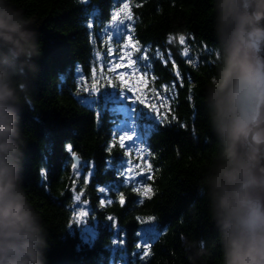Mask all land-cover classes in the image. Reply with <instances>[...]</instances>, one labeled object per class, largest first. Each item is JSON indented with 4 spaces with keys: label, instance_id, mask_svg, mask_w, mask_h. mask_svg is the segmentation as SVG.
<instances>
[{
    "label": "trees",
    "instance_id": "trees-1",
    "mask_svg": "<svg viewBox=\"0 0 264 264\" xmlns=\"http://www.w3.org/2000/svg\"><path fill=\"white\" fill-rule=\"evenodd\" d=\"M10 2L33 21L42 51L34 58L38 71L14 79L27 85L18 106L26 144L23 186L48 231L47 264H221L209 200L198 191L203 171L220 151L203 100L222 63L215 0ZM123 12L131 19L116 31V16ZM128 40L139 47L136 58L146 51L147 62L139 63L143 68L151 63L154 91L166 96L156 113L142 104L137 108L144 156L151 167L144 189L116 171L127 157L115 130L122 117L112 110L106 78L111 49L120 54ZM185 48L187 57L182 55ZM113 82L120 86L116 78ZM93 91L99 96L89 97ZM25 95L30 104L23 102ZM66 145L78 158L75 169ZM82 211L89 213L87 223L78 225ZM182 237L205 241L207 253L193 259L194 251L185 248ZM140 242L150 243L143 259Z\"/></svg>",
    "mask_w": 264,
    "mask_h": 264
},
{
    "label": "clouds",
    "instance_id": "clouds-1",
    "mask_svg": "<svg viewBox=\"0 0 264 264\" xmlns=\"http://www.w3.org/2000/svg\"><path fill=\"white\" fill-rule=\"evenodd\" d=\"M214 7L222 63L203 100L220 151L198 191L209 200L221 264H264V0H215ZM32 24L0 0V264H47L48 231L23 186L18 106L27 85L14 79L38 71ZM182 239L193 259L207 253L205 241Z\"/></svg>",
    "mask_w": 264,
    "mask_h": 264
},
{
    "label": "rangeland",
    "instance_id": "rangeland-1",
    "mask_svg": "<svg viewBox=\"0 0 264 264\" xmlns=\"http://www.w3.org/2000/svg\"><path fill=\"white\" fill-rule=\"evenodd\" d=\"M117 19L115 20V30H122L124 26V22L127 18L126 12H123V15L119 17L116 16ZM123 20V24L120 21ZM116 33V32H115ZM125 45L120 51V54L116 53V49L112 48L110 52V56L112 57V63L108 68L107 75V83L109 84V100L111 101L112 110L115 112L116 115H120L122 120L115 128L116 133L118 135V141L120 135H134V141L125 140V146L122 147L125 151V156L127 157L122 163L117 164L116 171L117 173L126 172L127 177H134L135 179L133 182L138 188L144 189L145 182L150 177V172L148 170L149 163L144 156V144L143 139L140 135L139 124L137 119L139 118V113L137 108L140 104L144 105L145 107L150 108L147 105L155 106L157 112L159 108H161V101L166 98L165 95L160 94L158 91H154L153 79L154 74L152 70H148L147 74H145L144 68L140 65V58H136V54L139 51V47L133 41L128 40ZM129 53L131 54L129 56ZM147 55L146 51L142 52L143 55ZM264 54V52H262ZM167 56L171 57L172 59V51L168 49ZM123 58L125 61L123 66H115L117 61L120 58ZM131 60L135 63H129L128 61ZM144 61L147 62V59ZM149 64V63H147ZM139 69V70H137ZM123 75V80H121L120 75ZM113 78H116L117 82L120 83V86L116 88L115 82H113ZM131 89V91L129 90ZM121 91L125 92L128 97L133 98L136 101L135 108L136 111L132 112L133 105L129 104L127 99L121 97L119 94ZM140 101H144V103H140ZM89 105H93L91 102H87ZM135 124V133L133 134L132 125ZM120 143V142H119ZM135 144L136 146L128 148V145ZM123 176V175H121ZM127 178L126 176H123ZM104 195H108L107 190L102 192ZM106 199V197H105ZM106 201L103 203L105 204Z\"/></svg>",
    "mask_w": 264,
    "mask_h": 264
},
{
    "label": "snow or ice",
    "instance_id": "snow-or-ice-1",
    "mask_svg": "<svg viewBox=\"0 0 264 264\" xmlns=\"http://www.w3.org/2000/svg\"><path fill=\"white\" fill-rule=\"evenodd\" d=\"M124 7L127 8V5L125 4ZM127 19H131V16H128ZM120 23L123 24V20H121ZM121 34L123 35V32H122ZM171 40H172V38L169 39V43H171ZM179 43H180L181 45H184V44H185V36L181 35V36L179 37ZM125 47H127V45H125ZM130 55H131V54L129 53V56H130ZM182 55L185 56V57H187V56L189 55V52H188V49H187V48H185V49L183 50ZM157 56L162 58V54L159 53V52H157ZM169 58H171V57H169ZM145 59H147V55H146V54L140 57V60H141V61H143V60H145ZM124 62H125V61H124L123 58L121 57V58L117 61V63H116L115 66H123ZM128 62H129V63H135V62H133V61H131V60H129ZM188 62L191 63V60H189ZM164 63H165V65H166V64H167V61H164ZM173 65H174V68H175V62H174V61H173ZM151 67H152V66H151V63H149V64H147V65H144L145 74H147V71L150 70ZM137 70H139V69H137ZM117 75H120L121 80H123V75H121V74H119V73H118ZM175 75L177 76L178 79H181V82H182V78L180 77V74H179V71H178V70H176ZM85 90L87 91V89H85ZM129 90L131 91V89H129ZM119 94L121 95V97L126 98L129 104L133 105L132 112H135V111H136V108H135L136 101H135L133 98L128 97V96L126 95V93L123 92V91H121ZM98 96H99V94H98V92H96V91H93V92L90 93V95H89V97H91V98H96V97H98ZM140 103H144V101H140ZM160 103H161V106H163V105L166 103V100H162ZM147 106L151 107V111H152V113H156V112H157V109H156L155 106H151V105H147ZM96 115H97V116L100 115V114H99V111H97ZM155 117H156V116H155ZM164 119H166V117H164ZM135 127H136L135 124H133V125H132V128H133V131H132V132H133V134L135 133V131H134ZM114 132H115V131H114ZM125 140H128V141H134V135H127V134H125V135H120V136H119V142H120V145H121L122 147L125 146V144H124ZM134 146H136V145L133 143V144H131V145H128L127 147H128V148H131V147H134ZM66 151H67L69 154H71V155H70V156H71V159H74V158H75V153L73 152V149H72V146H71V145H66ZM76 167H77V165H76L75 163H73V164H72V168L75 169ZM148 170L151 171V167H150V165L148 166ZM121 175L127 177V173H126V172H122ZM42 177H43L45 180L47 179V173H46L45 170H42ZM134 179H135L134 177H127V181H129V182H130V181H133ZM100 191H101V192H104L105 189H104V188H101ZM146 191L150 192L151 189H147ZM140 194H141V195H144L143 192H141ZM80 198H81L80 195H76V196H75V200H76V201H80ZM109 199H110V197H109ZM124 202H125L124 197L121 195V196L119 197V203H120L121 205H123ZM88 215H89V213H88L87 211H82V212H80V213L78 214L77 218H76V222H77V224H78V225H82V224L87 223V220L84 219V218L87 217ZM106 218H107L108 220L113 221V225H114V227H118V224H117V222L115 221V219H114L113 217L108 216V217H106ZM113 244L121 245V244H123V241H122V240H114V241H113ZM137 246H138V247L143 246V247L145 248V251H144L143 253H141V255H140V258L143 259L144 257H146V256L148 255V249L150 248V243L145 244V243L140 242V243L137 244Z\"/></svg>",
    "mask_w": 264,
    "mask_h": 264
},
{
    "label": "water",
    "instance_id": "water-1",
    "mask_svg": "<svg viewBox=\"0 0 264 264\" xmlns=\"http://www.w3.org/2000/svg\"><path fill=\"white\" fill-rule=\"evenodd\" d=\"M255 110V109H254ZM74 160H75V164L77 165V167H78V163H79V161H78V158L77 157H75L74 158Z\"/></svg>",
    "mask_w": 264,
    "mask_h": 264
}]
</instances>
